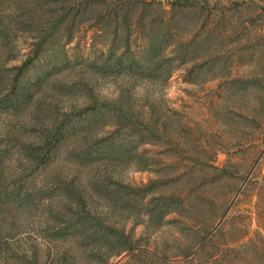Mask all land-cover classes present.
<instances>
[{"label":"rangeland","instance_id":"374dc122","mask_svg":"<svg viewBox=\"0 0 264 264\" xmlns=\"http://www.w3.org/2000/svg\"><path fill=\"white\" fill-rule=\"evenodd\" d=\"M78 1L85 0H0V245L9 248L0 264H34L32 246L43 228L73 226L85 218L123 229L134 244L132 255L113 257L109 249L85 248L84 232H70L46 246L39 264H264V0H170L192 4L181 20L185 30L175 39L184 43L185 37H195L196 47L191 61L167 81L163 72L89 73L77 60L103 51V32L77 19L72 43L64 48L71 65L48 67L47 77L33 84L43 65L34 62L22 72L17 67L27 60L37 34L58 29L63 36V22L55 27L56 21ZM147 1L163 4L165 13L170 9L167 0ZM137 42L133 36L129 53L135 56ZM213 51L215 59L209 61ZM191 66L200 67V81L221 77L185 83L182 76ZM237 82L240 86L232 88ZM11 83H17L14 91H27L28 101L15 109L2 105ZM83 83L88 89L80 87ZM91 100L107 103L109 110L129 107L134 119L156 125L158 143L139 147L151 162L179 166L195 157L167 151L171 143L180 144L172 136L177 127H192L190 142L195 131L208 137L222 168L220 179L209 185L208 205L191 221L170 214L161 228L139 225L131 232L133 221L111 204L113 182L138 186L154 179L152 168L158 167L137 171L100 155L94 140L110 128L62 142L53 160L38 168L36 154L46 140L41 134ZM12 188L20 200L4 204L3 191Z\"/></svg>","mask_w":264,"mask_h":264},{"label":"trees","instance_id":"16d2710c","mask_svg":"<svg viewBox=\"0 0 264 264\" xmlns=\"http://www.w3.org/2000/svg\"><path fill=\"white\" fill-rule=\"evenodd\" d=\"M167 3L170 9L165 13L163 4L156 1H78L77 6L64 11L63 21L58 19L56 21L58 24L54 25L58 27L59 23L63 22V36L57 34L58 29H51L46 34H37L36 42H33L27 60L20 67H17V70L26 71L28 66L34 62L43 65L42 75L40 77L35 75L34 77L36 82L33 84L39 85L41 80L47 77L48 70L45 71V69L48 67L60 65L64 68L70 66L71 60L66 57L64 48L72 43V29L75 21L81 19L83 22H93L96 31L103 32V51L97 56L77 60V63L82 64L89 73L107 75L120 70L128 73L133 71L163 72L167 81L178 68L191 61L189 55L196 47L195 37H185L184 43L175 39V34L185 30L181 26V20L187 16L192 4L170 0H167ZM60 5L61 3H57L56 7L53 8L54 15H56ZM151 12H153L152 15ZM217 29L211 32V37L214 38ZM133 36L137 38V43L140 45L136 56L129 53L130 41ZM55 44H59L61 47L56 50L53 48ZM90 46V48L94 47L93 42ZM62 48L63 52H61ZM62 54L63 57L58 58ZM214 54L215 51L208 56L210 57L209 61L215 59ZM50 57H54L55 61L52 60L50 63L53 64L46 63L45 65L44 62L48 61ZM177 59L178 64L174 65L173 63ZM199 68V66L187 68L184 76H182L183 81L196 83L221 77L212 75L208 79L200 81L198 77H200L201 70ZM13 85L14 88L11 89L5 103L2 104L7 109H15L28 101L26 89H24L26 92L22 88L21 92L20 89L16 92L14 90L17 83H11V87ZM238 86H240L238 82L232 84V88ZM80 87L83 90L88 89L84 83ZM103 108L105 109L103 110ZM131 111L129 107L122 110H109L107 103L91 100L77 112L63 114V120L58 125L41 134L46 140L42 149L39 148L36 154L38 155L35 159L37 167H43L53 160L56 150L62 142L72 137L85 136L90 131L96 135L99 130L110 128L109 130H112L107 136H96V140H94L95 144L100 146V155L106 153L108 159L117 165H132L137 171L151 170L152 165L158 167L152 168L157 169L154 170L156 177L147 183L133 187L113 182L111 204L125 213L128 220L133 221L131 232L133 228L139 225H144L146 229L152 228V230L161 228L169 223L166 218L170 214H177L180 220L184 218V220L191 221V216L195 217V212L202 210L212 200L209 185H214L220 179L222 172V168L214 156L219 150L215 149L214 145L208 141V137H203L198 131L194 132L196 136H193L194 139L190 142L187 137L193 135L192 127L180 126L172 131V136L180 144L173 146L171 143L167 151L172 150L179 154L192 153L195 157L181 162L182 164L179 166H176L174 161L165 164H160L156 160L151 162L146 157L145 151L139 150V147L145 144L158 143V141L154 142L159 138L156 125L144 124L138 116L134 119ZM30 153L32 154V150L28 151V154ZM96 156L99 157V155ZM173 158L175 157L173 156ZM172 167L174 169H171ZM18 195L16 188L5 189L3 191L4 204L18 202L21 197ZM89 214L90 212H88ZM52 226L47 225L43 228L38 237L40 241L35 242L32 246L31 259L34 264H39L47 245L62 240L70 232H84L80 244L85 248L95 246V248L109 249V256L113 257H119L134 247V244L124 234L123 229L104 226L95 219L85 218L83 222L68 227L55 228ZM179 229L182 230V226ZM7 251L9 248H3L0 245V255H6ZM140 252L144 251L140 250ZM129 254L132 255V251Z\"/></svg>","mask_w":264,"mask_h":264}]
</instances>
